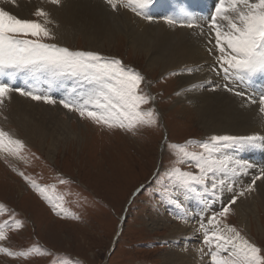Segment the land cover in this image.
Instances as JSON below:
<instances>
[{
	"label": "rangeland",
	"instance_id": "374dc122",
	"mask_svg": "<svg viewBox=\"0 0 264 264\" xmlns=\"http://www.w3.org/2000/svg\"><path fill=\"white\" fill-rule=\"evenodd\" d=\"M157 4L163 6L165 2L153 0L151 19H164L170 15H160L159 9L155 8ZM48 8L51 10L54 7ZM38 9V3L34 1L27 4L26 20L36 19L33 14ZM61 9L58 12V8H55L53 13L58 12L57 16L61 17ZM45 43L69 51L94 53L108 60H119L124 68L140 74L144 78L142 91L154 98L142 110H154L157 123L152 128H140L135 134L110 131L94 126L86 119L81 120L75 113L60 107L61 101L79 99L72 94L73 88H82L84 94V88L78 87L81 85L76 79L44 73H20L16 76L30 79L29 83H22L0 77V83H8L15 90L38 92L56 101L52 106L22 98L26 101L21 111L26 116L34 117L37 123L55 125L60 122L70 134L55 144L48 134L43 145L29 142L21 128L9 121L6 103L0 108L2 130L24 144L22 155L26 157L24 161L0 159V206L4 209V214H0V224L12 221L22 225L16 232L8 231V240L0 242V247L13 254L33 247L50 253L27 260L0 255V264H64L65 261L69 264H171L165 263L164 257L172 250L192 243L201 245L203 254L208 257L202 243L203 235L198 230L200 236H197V240L192 238L196 234L186 237V240L170 237L173 228L187 221L183 215V203L189 200L192 192L173 187L165 175L174 166L182 171L194 172L191 168L175 164L170 146H183L189 142L200 145L210 143L212 137H218L200 120L191 98L185 95L184 99L179 100L181 92L187 90L181 87L184 75H180L178 70L162 72L160 63H149L148 55L128 41L120 46L115 42L101 43L102 50L98 45L96 52H89L88 46L76 40L73 45L65 46L56 44L54 40ZM33 80L36 85L32 84ZM60 84L63 91L66 88L71 91L67 96L58 94L54 89ZM224 84L223 87H229ZM257 150L264 159L263 149ZM189 151L198 152L199 149L191 147ZM222 156L226 157L225 149ZM18 172L23 174V178L17 175ZM25 178L48 188L50 195L55 187L56 195L64 196L63 215L70 214L77 219H61L55 214L60 209L49 207L25 183ZM61 179L68 183L61 185ZM196 192L206 194L211 208L205 216L192 210L191 221L195 232L201 221L218 214L232 199L225 198L218 191L212 194L199 187ZM22 196L27 197L23 199ZM53 200L55 202V197ZM257 211L264 217V211L258 204ZM231 213L223 222L239 231L255 247L259 245L264 257V219L261 218L258 228L252 215L249 219L246 216L240 223L233 206ZM203 263L210 264L209 259L204 258Z\"/></svg>",
	"mask_w": 264,
	"mask_h": 264
},
{
	"label": "snow or ice",
	"instance_id": "6c2138e0",
	"mask_svg": "<svg viewBox=\"0 0 264 264\" xmlns=\"http://www.w3.org/2000/svg\"><path fill=\"white\" fill-rule=\"evenodd\" d=\"M14 3L15 0H0V6ZM40 3L60 8L62 0H40ZM100 3L113 13L123 9L148 23L159 22L153 21L148 15L153 0H100ZM33 15L36 19L22 20L0 7V77L10 80L20 73L71 77L79 81L85 92L78 100L73 98L61 101L60 107L69 113H75L81 120L86 119L94 126L110 131L119 130L132 134L140 128H152L156 125L154 110H142L154 98L142 91L144 78L140 74L124 68L119 60H108L94 53L69 51L45 43L55 39L51 28L48 27H56L55 22L49 18L47 11L38 9ZM162 23L169 28H195L199 34L205 35L207 51L215 61L211 71L222 76L226 83H235L256 74H264V0H217V6L207 20L185 13L180 19L166 18ZM214 52L217 55H214ZM187 74L191 75L192 72ZM209 90L217 89L212 87ZM223 91L241 95L229 87H224ZM14 92L36 103L52 106L57 103L38 92L15 90L8 83H0V108ZM243 99L247 101L245 106L258 103L259 112L264 116V96L258 100L248 96H243ZM258 142H264V136L212 137L210 143L200 145H192L191 142L183 146L171 145L170 152L175 164L191 168L194 172L182 171L180 167L174 166L166 173L165 179L173 187L187 192H196L199 187L215 194L222 187L217 181L218 176L246 175L248 167L222 156L223 150L230 148L236 151L245 146H255ZM191 147H196L199 151H189ZM24 151L22 142L0 130V159L24 161ZM17 175L23 178L22 173L18 172ZM261 180H264V172L253 177L248 186L236 192L234 198L218 214L201 221L197 230L203 235L202 243L207 249L210 264H264L261 250L242 237L235 228L223 222L232 214V205H235L238 199L254 193L256 182ZM25 183L29 184L49 207L59 208L60 211L55 214L61 219H77L70 214L63 215L64 196L56 195L55 187L50 195L48 188L40 187L27 178ZM59 183L64 185L68 182L61 179ZM227 191H232V188L228 187ZM0 214H4L2 206ZM21 227L20 223L12 221L0 224V242L8 240V231L16 232ZM0 255L27 260L33 256L42 257L50 253L33 247L28 251L13 254L0 247ZM64 264L69 262L65 261Z\"/></svg>",
	"mask_w": 264,
	"mask_h": 264
},
{
	"label": "bare ground",
	"instance_id": "6f19581e",
	"mask_svg": "<svg viewBox=\"0 0 264 264\" xmlns=\"http://www.w3.org/2000/svg\"><path fill=\"white\" fill-rule=\"evenodd\" d=\"M33 1L38 3L39 10L47 11L49 18L55 22L56 27L53 28L51 25L48 27L51 28L55 36L53 40L56 44L65 46L71 43L73 45L76 40L88 46L87 50L89 52H96V46L99 45L102 50V44L105 42H115V45L120 46L122 43L128 41L136 49L144 51L148 55L149 63H160L162 72L178 70L180 75H184L181 78V87L183 86L187 90L181 92L179 100L184 99L185 95L191 98L196 110L199 112L200 120L208 129L211 128L212 132L218 137L243 138L251 135L264 136V116L259 112L258 103L245 106L247 101L243 99V96H248L253 100L260 98L264 90V74H262V80L260 79L254 83L251 92L252 97L238 90L234 91L240 93V96L223 91L224 87L222 85L225 81L221 76L211 71V68L215 66V61L213 56H210L207 51L205 35L199 34L197 29L169 28L162 23L164 20L162 18L152 19L159 22L148 23L123 9H119L113 13L106 6L102 5L100 0H62L61 17L57 16L60 8H58L57 13H53L55 8L50 10L48 8L49 5L40 3V0H15L14 5H3L0 7H3L17 18L26 20L25 6ZM162 1L165 2V5H155V8H158L160 11L159 14L166 16L169 13L175 19L182 18L185 13L194 17H199L201 13L206 15L209 13L210 16L217 2V0H203L201 5H197L194 2L196 0ZM150 12L151 10L148 11V15H150ZM150 17L152 16L150 15ZM120 35L121 38L119 37ZM214 55L217 54L214 52ZM187 69L192 72L191 75L187 74ZM15 77L22 83L30 82V79L27 77L20 78L22 77L20 75ZM10 80L14 81L15 79L11 78ZM173 82L176 85L177 80ZM32 84L36 85L34 80ZM224 86L226 85L224 84ZM78 87L81 88V86ZM212 87H215L217 90L210 91L209 89ZM76 88L72 89V94L75 97H80L82 95V88ZM54 89L58 94H63L64 96H67L71 92L67 88L63 91L61 84ZM22 98L14 92L5 103L8 107L9 121L21 128L24 137L29 142H38L40 145H43L45 137L48 134L51 136L53 144H55L59 139H65L70 135L67 133V127L60 122L55 124L59 128L48 123H37L34 117L26 116L21 111L26 101ZM37 109L41 110L40 108ZM44 116L47 117V113ZM0 130H2L1 126ZM258 148H262L264 153V142H258L255 146H245L236 151L230 148L225 149L227 158L239 161L248 167L246 175L238 177L218 176L217 181L222 185L217 190L219 194L225 196V198H234L235 193L248 186L253 177L261 175L264 172V163H262L264 159H262V154L260 155L257 150ZM228 187H231L232 191H227ZM25 198L23 197V199ZM257 204L264 211V180L256 182L254 193L238 199L237 203L232 205L233 211H237L238 216L236 218L238 221L242 223L246 216L249 219V216L252 215L254 224L259 228L261 224L260 220L261 218L263 220L264 217L257 211ZM183 206L185 208L183 215L187 221L173 228L170 237L171 239L181 237L186 240V237L196 234L192 238L197 240V236L199 237L200 235L197 232L198 227H196L195 232L193 221H191V218H193L192 210L200 213L201 216H205L209 214L211 205L207 200L206 194L192 192L189 200L184 202ZM249 221L252 220L250 219ZM245 239L247 238L245 237ZM204 258L209 259L201 251V245L192 243L172 250L164 257V262L171 264H204Z\"/></svg>",
	"mask_w": 264,
	"mask_h": 264
}]
</instances>
